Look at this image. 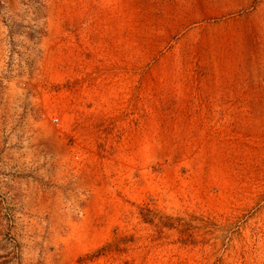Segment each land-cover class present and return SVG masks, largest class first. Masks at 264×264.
Segmentation results:
<instances>
[{
    "label": "rangeland",
    "instance_id": "obj_1",
    "mask_svg": "<svg viewBox=\"0 0 264 264\" xmlns=\"http://www.w3.org/2000/svg\"><path fill=\"white\" fill-rule=\"evenodd\" d=\"M0 264H264V0H0Z\"/></svg>",
    "mask_w": 264,
    "mask_h": 264
}]
</instances>
